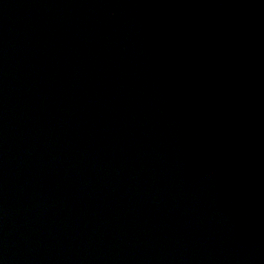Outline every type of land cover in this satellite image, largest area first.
Instances as JSON below:
<instances>
[{"label": "water", "instance_id": "95a60500", "mask_svg": "<svg viewBox=\"0 0 264 264\" xmlns=\"http://www.w3.org/2000/svg\"><path fill=\"white\" fill-rule=\"evenodd\" d=\"M255 16L0 0V264H264Z\"/></svg>", "mask_w": 264, "mask_h": 264}, {"label": "trees", "instance_id": "16d2710c", "mask_svg": "<svg viewBox=\"0 0 264 264\" xmlns=\"http://www.w3.org/2000/svg\"><path fill=\"white\" fill-rule=\"evenodd\" d=\"M219 3L248 7L256 15L259 32L264 39V0H216Z\"/></svg>", "mask_w": 264, "mask_h": 264}]
</instances>
